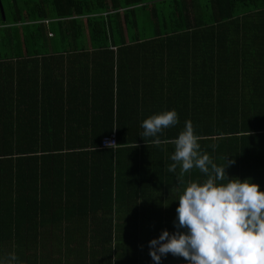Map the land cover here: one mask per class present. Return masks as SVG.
I'll use <instances>...</instances> for the list:
<instances>
[{
  "label": "trees",
  "instance_id": "obj_1",
  "mask_svg": "<svg viewBox=\"0 0 264 264\" xmlns=\"http://www.w3.org/2000/svg\"><path fill=\"white\" fill-rule=\"evenodd\" d=\"M0 3L5 15L2 19L0 12V67L5 59H15L17 64L9 76L0 68V100L9 94L3 90L7 82H14L13 76L21 74L20 65L25 66L28 92L47 93L51 74L52 82H56L57 73L49 69L54 53L79 50L85 63V56L89 55L85 50L92 48L100 50L104 58L106 54L113 65L109 47L124 49L137 46L139 41L161 46L163 35L195 27L218 30L223 25V31L246 32L255 31L257 25L264 36V0H213L204 6V12L208 13L210 7L218 13L202 21L205 26L189 19L192 8L185 0H0ZM238 17L239 21L234 23ZM249 18L254 23L252 26ZM44 20H49L48 26ZM210 23L220 24L216 27ZM234 41L242 45L244 40ZM251 41L246 40L243 57L250 61L249 69L256 62L262 68L260 73H243L254 81L249 95L238 94L232 100L225 77L228 71L222 69V63H216L218 69L196 71L189 82L190 98H193L192 81H196V87L201 88V103H197L199 89L196 88L194 110L185 113L191 117L181 119L177 110L178 123L155 138L142 136V121L172 110L169 105L162 110L160 101L143 103L147 108L143 113L140 103L134 112L127 111L129 105L123 103V111H118L116 116L117 147L96 150L101 139L112 133V86L108 101L87 104L85 111L94 116L93 123L102 132L96 136L93 127L87 142L94 149V157L92 154L85 157L84 171L75 180L68 178L70 168L63 169L57 179L53 177L56 167H50L52 157L45 147H49L50 138L55 139L56 135L51 136L49 130L0 129V264H156L149 255V241L164 229L170 233L177 230L174 220L184 187L192 181L207 179L196 168L184 174L183 182L178 178L179 166L175 173L168 171L173 163L170 156L174 152V140L184 130L186 121L191 122L201 151L213 163L224 167L230 161L225 182L229 178H247L264 190V48L257 54ZM23 46L25 56L20 50L12 51L13 47ZM213 49L211 46L207 50ZM169 51L177 49L173 47ZM218 52L220 55L215 53L218 60L226 58L225 51ZM168 75L180 85L183 69L174 68ZM31 83L35 85L29 89ZM257 84H260L258 90ZM42 85L47 89L45 92ZM173 87L174 84L168 85L166 90ZM150 89L155 96L164 93L156 92L154 87ZM4 105L0 101V112ZM34 105L38 113L35 122L42 124L48 119L52 104L44 107L30 102L26 104L27 110L32 112ZM6 122L0 118L1 127ZM101 162L108 166L102 169ZM83 179L85 183L78 184ZM86 203L89 206L82 212L72 207ZM56 230L61 232L58 249L63 247L59 254L35 252L40 241L55 246V240L43 239ZM159 264H184V258L169 253Z\"/></svg>",
  "mask_w": 264,
  "mask_h": 264
},
{
  "label": "crops",
  "instance_id": "obj_2",
  "mask_svg": "<svg viewBox=\"0 0 264 264\" xmlns=\"http://www.w3.org/2000/svg\"><path fill=\"white\" fill-rule=\"evenodd\" d=\"M185 1L192 8V14L189 19L194 20L196 24H201V26H205L202 25V21L212 19L218 13V10L210 7L208 8V13L204 12V6L206 4L210 5L213 0ZM202 6L203 10H201ZM248 20L249 26H252L254 24L250 23L252 19L249 18ZM236 21H239V17L234 19V23H237ZM220 23H224V21ZM220 23L212 25L210 23L209 25L217 27ZM222 26L218 30H203L201 27H195L184 32L178 31L171 35H163L164 40L161 46L149 44L148 41H139L137 46L125 47L124 49L109 47L107 49L113 53V65H111L106 54L104 58L100 50L92 48L85 50L89 53V55L85 56V63L83 62L84 59L82 58L81 60L80 57L83 52L79 50L69 53H54V61L49 64V69L50 72L55 71L57 73L56 82H52L54 78L51 74L49 91L45 94H42L41 91L38 94H30L28 92L25 83L26 74L23 71L25 66L20 65L18 70L21 74H15L13 76L14 82H7V87L3 88L4 92L9 94L3 95L0 100L3 104L5 103V109L0 112V118H5L7 122L3 127L0 125V129L49 130L51 136L56 135L55 139L50 138L49 147H45V152L52 157L49 164L50 167H56L53 177L57 179L56 176L62 173L63 169L70 168L68 171L71 173L68 178L75 180L83 173L82 170L84 171L85 157H90L91 154L94 157L93 150L102 149L98 146L92 149L90 147L92 145H89L90 142H87L89 135L93 133V127L96 129L94 132L96 136L102 132V129L96 128L97 124L93 123L94 116L85 111V106L95 100L108 101L111 86L114 102L113 128L111 132L114 131L116 136L118 126L116 116L118 111H123L121 108L123 103L129 105L126 109L130 112H134L137 104L140 103V108L145 113L147 108L143 107L142 104L148 102L153 104L157 100L162 103V110H165L164 108L168 104L170 109L178 110L177 112L181 113L179 115L182 117L181 119L191 117L185 113L194 110L192 106L196 102L195 95L196 88H198L196 87V81H192L193 98H190L191 87L189 82L191 78L194 79L193 73L205 68L211 69L215 67L214 69H218L215 66L217 62L222 63V69L228 71V76L225 75V77L227 78L226 84H230L228 92L232 95V100H235L238 94H242V96L249 95L254 81L251 76L244 77L243 73H260L262 64L256 62L255 69H249L250 61L246 62L244 59L242 48L245 47L246 40L250 39L252 40V46L259 54L264 48L263 33L258 30L257 25L255 26V31L246 32H242L240 29H237V31L235 29L223 31L221 30ZM235 39H243L244 41H242L241 45L234 41ZM211 46L214 49L207 50ZM173 47H176V52L169 51ZM14 49L20 50L25 56L24 46L13 47L12 51ZM218 50L225 51L226 53L223 56H226V58L218 60L216 57L217 54L220 55ZM5 60V63H2L0 68L9 76L17 64H15V59ZM62 60L65 63H62ZM258 60L260 59L258 58ZM10 61L14 63L10 64ZM34 64H28V66ZM174 68L177 71L183 69L182 83L180 85L168 75ZM237 76L238 78H236ZM198 83L200 82L198 81ZM171 84H174L175 87L166 90V87ZM34 85L31 83L29 89ZM42 87V92H45L47 89L44 88V85ZM151 87L156 88L158 93H164L155 96L153 95L154 91L152 92V89H150ZM255 88L256 90L260 89V84H257ZM198 89L199 101L197 103H201V88ZM239 90H241L240 93H238ZM30 102L44 107L47 104H52L48 109V119L44 123L41 124L39 121L36 124L37 106L34 105L32 112L27 110L26 104ZM58 130H60V134H57ZM124 153L126 155L129 154L128 151ZM99 166L104 169L108 164L101 162ZM97 176L103 178L102 174ZM83 180L78 182V184L85 183V180ZM94 180L100 181L99 178ZM83 191L86 190L83 189ZM88 206L89 203L80 206L75 204L72 207L82 212ZM58 231L56 230L55 234H50L51 236L43 239L45 241L55 240V246L50 245L48 242L40 241L36 245L38 249L34 251L38 254L41 251L44 255H49L53 251L55 255H58L62 247L58 249L61 238V232Z\"/></svg>",
  "mask_w": 264,
  "mask_h": 264
},
{
  "label": "clouds",
  "instance_id": "obj_3",
  "mask_svg": "<svg viewBox=\"0 0 264 264\" xmlns=\"http://www.w3.org/2000/svg\"><path fill=\"white\" fill-rule=\"evenodd\" d=\"M177 123L175 109L154 114L142 121V136L155 138ZM198 139L186 121L174 140L168 171L175 173L179 166L183 182L184 174L196 168L207 179L186 184L176 208L177 230L164 229L151 239L149 255L156 264L169 253L183 257L184 264H264V190L247 178L225 182L230 161L217 166Z\"/></svg>",
  "mask_w": 264,
  "mask_h": 264
},
{
  "label": "built area",
  "instance_id": "obj_4",
  "mask_svg": "<svg viewBox=\"0 0 264 264\" xmlns=\"http://www.w3.org/2000/svg\"><path fill=\"white\" fill-rule=\"evenodd\" d=\"M45 24H48L49 20H44L42 21ZM48 36L51 37L52 34L49 32ZM100 148H112L115 149L117 147V140H116V135L115 132L113 131L112 133H110L107 136H104L101 141H100Z\"/></svg>",
  "mask_w": 264,
  "mask_h": 264
},
{
  "label": "water",
  "instance_id": "obj_5",
  "mask_svg": "<svg viewBox=\"0 0 264 264\" xmlns=\"http://www.w3.org/2000/svg\"><path fill=\"white\" fill-rule=\"evenodd\" d=\"M0 12H1V15H2V19H5V15H4V11H3V8L1 6V3H0Z\"/></svg>",
  "mask_w": 264,
  "mask_h": 264
}]
</instances>
